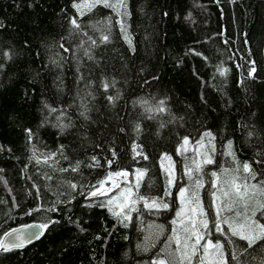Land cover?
<instances>
[{"label":"trees","instance_id":"trees-1","mask_svg":"<svg viewBox=\"0 0 264 264\" xmlns=\"http://www.w3.org/2000/svg\"><path fill=\"white\" fill-rule=\"evenodd\" d=\"M80 2L0 0V238L21 224L59 221L34 245L0 251V264H215L218 256L204 259L207 239L223 244L228 264H237L233 252L239 264H261L264 247L243 252L224 221L243 222L231 185L248 177L247 214L264 223V183L251 187L264 181V0H126V8L97 5L83 15L73 7ZM137 170L134 211L118 218L110 194L90 196L109 173L132 179ZM181 188L197 194L206 215L196 253L187 234L186 260L176 263L161 244ZM154 199L157 207L145 206ZM229 199L234 211L217 216ZM157 225L165 234L151 245L147 231Z\"/></svg>","mask_w":264,"mask_h":264},{"label":"snow or ice","instance_id":"snow-or-ice-1","mask_svg":"<svg viewBox=\"0 0 264 264\" xmlns=\"http://www.w3.org/2000/svg\"><path fill=\"white\" fill-rule=\"evenodd\" d=\"M97 5H102L104 7H110V8H114V9H120V8H126V0H117V2L115 4L111 3L110 0H81L80 3H74L73 7L77 9L78 12L81 13V15H83V9L87 8L88 10H91L93 7H96ZM119 14V12H118ZM124 15H127V12L125 11ZM119 23H121V30L124 31V26L123 23L118 21ZM71 23L79 28V24H77L76 19L73 18L71 20ZM127 39V36L125 37ZM109 37L107 35H104L102 37L103 41H108ZM129 44H131V40L129 39ZM62 46V45H61ZM65 51H67V49H65ZM255 72V68H251L249 70V75L251 76L252 73ZM223 75V72L221 73ZM103 87L105 88V90H107V88L109 87L108 83L105 82ZM107 99L109 100V102H113L116 97H112V96H108ZM160 108L159 110H163V105H164V101L161 100L159 102ZM54 111V110H53ZM81 115H85V113H81ZM85 118H87L85 116ZM137 131H139V125L136 126ZM29 136V139H31L32 133H31V129L26 130ZM121 131H123V129H121ZM251 135V133H250ZM204 136H208L211 137V133L210 132H206L204 133ZM188 138L185 137L184 138V144H188ZM229 147H231V142H229ZM113 156H115V152H113ZM146 158V157H145ZM93 161H96V157H92ZM98 163V161H97ZM112 161H108V164L111 165ZM207 163H213V161L209 158L207 159ZM257 163H259V161H257ZM91 166V165H89ZM243 171L245 173L249 174V177L252 180H256V173L252 170L251 165L249 163H244L242 165ZM76 169H73V171H75ZM137 172L140 175H143V171L142 170H137ZM129 175L128 172H115V173H109L108 177L106 178V180H102L98 182L99 186L94 185L93 188L95 189L94 191H92L90 193V196L92 197H96L98 195H106L107 192L110 189H105L104 188V184L107 182V180H111L113 177H127ZM213 175L215 176L216 173H213ZM248 177L243 178V183L242 184H237L235 182V179L232 181V189L233 192L236 196V199L240 200L243 202V208L245 209L244 212H240V211H236L235 215L237 217H241L243 216V222L236 224V223H229V221L226 219L224 222L228 223V228L231 232L232 236L238 237L240 240L245 242V248L243 249V252H247L249 249H253L254 247H256L257 245H260L261 247H264V223H261L259 220L255 219V211L252 212L251 215L247 214V209H248V203H247V197H248V188L249 185L247 183ZM172 181L170 180L169 183H171ZM260 183H264V181H259L258 184H253L251 185L252 188H256L258 187V185ZM73 189L76 188L75 184L70 185ZM199 182H197V187H199ZM113 187H119V185L114 184ZM138 187V184H137ZM37 192H39V189H37ZM186 192V189L181 188L180 189V196L183 198L184 194ZM125 193H127V196H125ZM224 197H230V193L228 191H225L223 193ZM132 196V189L131 188H126L123 189L120 193L117 194V196H113L111 197L108 201H107V205L111 206L113 205L114 201H118L121 197L123 198V203H118L116 205V207L119 209L118 211H113L112 207H109V211L112 212V214L118 218L121 217L122 213H124V209L125 208H130V210H135L134 208H131V205L129 204V199ZM139 199H144L143 197H139ZM197 199V203H198V197ZM219 200V198H217ZM134 203V201H133ZM234 201H232L231 199L228 200V202L224 203H218L217 207H216V215L220 216L221 211L222 210H227V211H234ZM145 206L146 207H157V201L154 199L152 201L151 204L148 203V201H145ZM164 208H167L168 205L167 204H163L162 205ZM57 209L55 207L49 208L47 209V211H56ZM41 211V208L37 207L34 209L29 210L28 212L25 213V215H32L33 212H39ZM193 211H196V209H193ZM200 214L202 216H205L206 214L204 213L203 209L200 208ZM180 213H177V216H179ZM262 215H264V213H262ZM123 220H131V216L124 214L123 215ZM59 221L52 219V218H46L44 222L42 223H38V224H32V225H27L26 228L28 229H36V231H28V232H24L21 229H13L10 232H6L4 235L8 238L7 241L4 239H0V251H4V252H8V251H12L13 249H19V248H23L27 243H31L33 240L39 239L51 226L58 224ZM173 224L176 223V221L174 220L172 222ZM200 224L202 225L203 229L206 232L210 233L209 230V221L208 219H203L200 221ZM125 227H127V224H125ZM214 227H215V231L221 233L222 235L227 236V233L224 232L223 228L221 227V223L220 220H216L214 222ZM185 231H189V229H185ZM195 237V244H193L192 246V252L193 254L196 253V245L200 244V241L202 239H204V233H202L201 231H199L198 229H196L195 224L193 223L192 225V229H191V236L188 237V239H191L192 237ZM171 241V238H170ZM175 242L177 244V250H179V244H180V240L179 237H175ZM229 243H232L231 240H229ZM209 249H213L215 251V255L219 257V260H217L215 262V264H228V260L224 258V253H223V244L220 243L219 241H217L216 243H213V241L211 239H207L206 243L203 245V250H204V254L207 256L209 254ZM181 259H183V257H181ZM189 259H191L189 257ZM232 259L237 261V264H239V256L237 255L236 252H233L232 254ZM151 264H165V261L163 259L157 258L156 260H153L151 262ZM200 264H203V260H201ZM261 264H264V261L261 262Z\"/></svg>","mask_w":264,"mask_h":264},{"label":"rangeland","instance_id":"rangeland-1","mask_svg":"<svg viewBox=\"0 0 264 264\" xmlns=\"http://www.w3.org/2000/svg\"><path fill=\"white\" fill-rule=\"evenodd\" d=\"M208 144L204 145L203 143L198 146V152L201 155L205 154L204 150L205 148H208ZM203 153V154H201ZM166 165H170V162L167 160ZM170 168V166H169ZM129 173V172H128ZM142 175H140L138 172L133 175V178H130V173L127 176L128 178L125 181H122L123 176L120 177H113L111 180H107V182L104 184L105 189H110L107 194H110L112 197L117 196L118 193H120L123 189L126 188H131L132 189V196L129 199V204L130 205H135L138 203L136 199V189L135 187L138 184V180L141 178ZM114 184L119 185V187H113ZM125 196H127V193H125ZM197 194L195 192H185L184 197H181V205L179 208V213L180 215L177 216L175 219L176 223H172V229L169 231L167 236L163 239L164 237V227L162 226H155L152 228H149L147 231V238L146 240L148 241L149 244L151 245H156L157 241L162 240V250L165 255L169 256L170 258L172 257L173 260H175L176 263H184L186 260L185 257V236L187 234H190L191 236V229L193 223L196 224L199 222V216L200 214V208L201 203L200 199L198 198V203H197ZM134 201V203H133ZM123 198L121 197L118 201H115V204L117 205L118 203H123ZM247 203H248V209L247 212L249 211L250 207V199L247 198ZM150 204V203H149ZM193 209H196V211H193ZM245 209L243 208L244 212ZM198 230H200L201 226L198 224L197 225ZM185 229H189V231H185ZM175 237H179L180 244H179V250H177V244L175 242ZM171 238V241H170ZM214 243V242H213ZM183 257V259H181ZM204 259L207 260H216V255L215 251L213 249H209V254L204 257Z\"/></svg>","mask_w":264,"mask_h":264},{"label":"water","instance_id":"water-1","mask_svg":"<svg viewBox=\"0 0 264 264\" xmlns=\"http://www.w3.org/2000/svg\"><path fill=\"white\" fill-rule=\"evenodd\" d=\"M127 178H128V177H123V178H122V181H125ZM38 223H41V222L33 221V222H30V223L21 224V225H19V226H16V227L10 229V230L7 231V232L12 231L13 229H21V230L24 231V232H28V231H36V229H28V228H26V226H27V225H32V224H38ZM45 233H46V232H45ZM45 233H44L39 239L33 240L31 243H27L23 248H19V249H24V248H27V247H30V246L34 245L35 243H37L38 241H40V240L44 237ZM4 234H5V233H4ZM4 234L1 236L0 239H4V240L7 241L8 238H7ZM13 250H14V249H13Z\"/></svg>","mask_w":264,"mask_h":264}]
</instances>
